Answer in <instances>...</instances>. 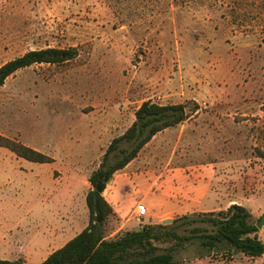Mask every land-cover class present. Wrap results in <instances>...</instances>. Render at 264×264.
I'll list each match as a JSON object with an SVG mask.
<instances>
[{"label": "rangeland", "instance_id": "rangeland-1", "mask_svg": "<svg viewBox=\"0 0 264 264\" xmlns=\"http://www.w3.org/2000/svg\"><path fill=\"white\" fill-rule=\"evenodd\" d=\"M46 48H76L79 56L20 70L0 87V135L54 159L33 163L0 147L8 242L66 223L71 237L87 226L89 178L146 101L195 102L200 110L114 175L104 194L119 216L106 227L110 239L146 225L178 227L187 214L233 204L254 223L264 216V0H0V67ZM87 130L96 135L93 160L68 166L69 145L73 157L84 156L75 146ZM153 191L159 199L147 204ZM259 236L264 241V226ZM154 245L165 253L174 242ZM174 264H264V256L208 254L189 243Z\"/></svg>", "mask_w": 264, "mask_h": 264}, {"label": "trees", "instance_id": "trees-1", "mask_svg": "<svg viewBox=\"0 0 264 264\" xmlns=\"http://www.w3.org/2000/svg\"><path fill=\"white\" fill-rule=\"evenodd\" d=\"M79 56L76 48H46L29 51L0 67V87L20 70L42 64H62ZM200 110L197 103L160 105L142 103L135 121L108 146L99 167L91 174L92 189L86 196L89 224L64 247L52 253L41 264H174L179 250L197 244L208 254L243 255L251 259L264 256V241L252 213L243 205L233 204L226 210L187 214L175 226L146 225L108 239L106 227L112 218H119L104 197L114 175L134 161L142 149L158 134L187 122ZM127 143L128 148H121ZM0 147L29 162L52 164L54 159L23 143L0 135ZM264 159V150H258ZM101 219V222L99 220ZM190 227L181 235V227ZM155 242H174L165 253H157ZM0 264H25L23 260H1Z\"/></svg>", "mask_w": 264, "mask_h": 264}, {"label": "crops", "instance_id": "crops-1", "mask_svg": "<svg viewBox=\"0 0 264 264\" xmlns=\"http://www.w3.org/2000/svg\"><path fill=\"white\" fill-rule=\"evenodd\" d=\"M82 136H81L82 142L81 143L79 142L75 147L77 149V152L84 153V156L83 157L81 156L73 157L72 152L74 148L72 147L74 146L69 145V148H68L69 150H68V153L66 154L67 155L66 160H67L68 166H80V165H86V164L89 165L90 162L94 158L93 156L95 153L93 152V150H96V135L93 133V131L87 130ZM125 182L126 181H124V183ZM120 184L118 185L121 188ZM210 185L211 183L208 182V184L204 186L203 191L205 194H202L203 197H206L208 195V192L210 191ZM119 187L113 186L114 190L116 189L118 190ZM198 190L200 191V189H197V191ZM106 191L107 189L105 190L104 194L106 193ZM65 194L66 196H68V187L65 190ZM155 199H159V194L158 192H155V191H153V193L146 194L144 198V200L147 201V204H152V202L155 201ZM189 199L192 200V205H195V203L200 202L197 197L189 198ZM201 213H204V212H201ZM126 217L127 216H120V219L125 220ZM129 221L130 220L128 219L127 222ZM83 230H81L79 233H81ZM78 234L70 237L69 225L66 223L65 225H60V227L51 226L44 233H40L38 235L39 238H32V239L26 240V242L24 243L16 242V241L8 242L9 238H8L7 230L4 229V227H0V259L9 260V261H16L18 259H22L24 260L25 264H41L52 253L64 247L71 239L76 237ZM108 239L110 238L108 237ZM20 245H21L20 248L18 249L15 248V246L17 247ZM9 257H12V258H9Z\"/></svg>", "mask_w": 264, "mask_h": 264}, {"label": "built area", "instance_id": "built-area-1", "mask_svg": "<svg viewBox=\"0 0 264 264\" xmlns=\"http://www.w3.org/2000/svg\"><path fill=\"white\" fill-rule=\"evenodd\" d=\"M136 213L138 218H145L148 213V208L144 204H140L136 208Z\"/></svg>", "mask_w": 264, "mask_h": 264}, {"label": "water", "instance_id": "water-1", "mask_svg": "<svg viewBox=\"0 0 264 264\" xmlns=\"http://www.w3.org/2000/svg\"><path fill=\"white\" fill-rule=\"evenodd\" d=\"M101 222V219L99 220ZM170 223V222H169ZM257 228H262L264 226V216L256 223ZM139 231V229H137Z\"/></svg>", "mask_w": 264, "mask_h": 264}]
</instances>
